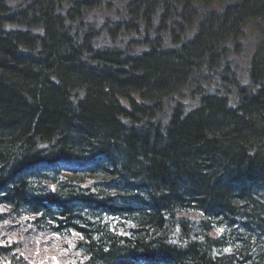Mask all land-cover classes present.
<instances>
[{
	"label": "trees",
	"instance_id": "16d2710c",
	"mask_svg": "<svg viewBox=\"0 0 264 264\" xmlns=\"http://www.w3.org/2000/svg\"><path fill=\"white\" fill-rule=\"evenodd\" d=\"M71 230L86 264H264V0H0V264Z\"/></svg>",
	"mask_w": 264,
	"mask_h": 264
},
{
	"label": "rangeland",
	"instance_id": "374dc122",
	"mask_svg": "<svg viewBox=\"0 0 264 264\" xmlns=\"http://www.w3.org/2000/svg\"><path fill=\"white\" fill-rule=\"evenodd\" d=\"M116 221H118V219H111V226L113 227V226H116V224L118 223V222H116ZM119 231L120 230H118V229H116V232L117 233H119ZM120 235H122V233L120 234ZM47 263H49L48 261H47ZM28 264V263H27ZM30 264H46V259H44V260H42V259H34V260H31V262H30Z\"/></svg>",
	"mask_w": 264,
	"mask_h": 264
},
{
	"label": "bare ground",
	"instance_id": "6f19581e",
	"mask_svg": "<svg viewBox=\"0 0 264 264\" xmlns=\"http://www.w3.org/2000/svg\"><path fill=\"white\" fill-rule=\"evenodd\" d=\"M60 176H64V175H61V174H60ZM68 177H69V176H68ZM61 179H62V181H61V182H65V181H66V180H65V179H63L62 177L60 178V180H61ZM52 187H53V189H55L54 187H56V184H53V185H52ZM122 228H124V229H125V228H126V225H124V226L122 225ZM122 232H123V233H128V231H127V230H124V231H122Z\"/></svg>",
	"mask_w": 264,
	"mask_h": 264
},
{
	"label": "snow or ice",
	"instance_id": "6c2138e0",
	"mask_svg": "<svg viewBox=\"0 0 264 264\" xmlns=\"http://www.w3.org/2000/svg\"><path fill=\"white\" fill-rule=\"evenodd\" d=\"M221 231H223V229H221Z\"/></svg>",
	"mask_w": 264,
	"mask_h": 264
}]
</instances>
